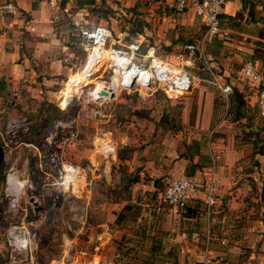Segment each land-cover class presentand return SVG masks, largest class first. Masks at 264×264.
<instances>
[{
    "label": "rangeland",
    "instance_id": "374dc122",
    "mask_svg": "<svg viewBox=\"0 0 264 264\" xmlns=\"http://www.w3.org/2000/svg\"><path fill=\"white\" fill-rule=\"evenodd\" d=\"M83 8L80 21L85 20V23L81 27L104 24L111 29L114 39L118 34H125L123 44L138 37L136 33H146L144 37L149 44L155 43L153 38L157 39V54L163 59L175 62L177 54L189 56L191 63L186 69L193 76V85L202 84L215 94L211 119L205 126L201 124L207 97L205 92L201 96L196 86L178 99H167L155 88L141 93L135 89L123 90L107 104L90 103L84 94L73 97L64 108L59 99L54 107L60 112L51 122L48 118L53 104L41 105V101L31 98L17 103L16 97H9V101L0 94V147L3 148L0 212L5 203L2 199L5 175L13 167L17 179L20 176L27 182L19 203L27 208V220L32 222L30 230L37 233L33 249L39 264H199L207 236L210 237L208 248L214 252L212 262L222 264L216 259L223 256L228 264H253L255 259L248 258L250 251L260 252L262 242L255 241L258 245L251 250L249 242L239 235V232L243 234L244 206H247L250 193L241 191L236 196L229 192L247 183L252 188L250 192L256 193V182L249 174L256 173L260 179L264 175V117L258 115L254 99L250 97L254 90H251L246 98L248 110L242 118L233 120V114L229 112L230 97L223 99L212 86L206 63L223 75L227 58L233 56V51L237 53L239 56L232 61L236 71L224 75V79L227 82L231 79L234 86L242 88L245 84L238 72L243 54L247 53L238 46L260 42L252 58L260 57L259 66L264 73V39L250 37L260 36L264 27L259 29L236 16L237 25L229 28V23L221 20V33L232 30L231 33L220 39L213 37L202 47L198 46L203 52L200 55L197 51H188L187 47L196 44L205 33L199 21L189 26L176 25L170 29L174 31L170 38H167L168 33L164 37L169 40L164 44L163 39L158 40L157 27L150 30L151 34L140 28L145 22L138 21L137 14L130 11L131 6L121 7L107 0L101 5L96 0L93 5ZM136 16L138 20L134 18ZM66 20L62 23L67 31L70 23ZM261 20L264 22V18ZM133 22L139 23L135 27ZM243 33L250 36L245 38ZM68 38L71 41L70 36ZM212 41V46H208ZM71 45L72 70L65 78L62 90L70 78V88L81 82L87 83L85 89H92L94 83L101 80L97 77L101 71L89 77L82 74L89 44L85 38ZM142 46L144 52L150 45ZM219 119L224 121L219 123ZM17 121V131L10 136L6 124ZM59 121L65 124L64 127H54ZM69 131L74 132V137ZM50 136L52 142L55 138L65 139V144L71 139L72 147L63 149L70 160L63 162L88 168L86 182L79 192L66 196L53 186L62 159L51 161L43 156L39 160L40 156H37L36 160L31 146L19 144L29 139L36 144ZM53 144L47 147V152H57L58 147ZM113 145L114 156L110 153ZM209 145L211 152L220 156L216 162L217 175L218 167L226 160L228 146L241 153L231 166L234 174L231 189L224 182L217 187L220 203L212 214L213 220L207 224L202 204H196L190 213H181L169 206L158 209V190L173 177H189L194 168L191 160L199 168L192 176L207 167ZM259 149L263 154L255 153ZM180 160L182 164L178 163ZM107 175L110 176L108 181ZM30 198L42 206L38 213L34 212ZM16 217H22L20 211ZM6 229L7 224L0 217V264H8ZM232 233H238V237L232 238ZM53 258L55 261H51Z\"/></svg>",
    "mask_w": 264,
    "mask_h": 264
},
{
    "label": "built area",
    "instance_id": "2783aa9c",
    "mask_svg": "<svg viewBox=\"0 0 264 264\" xmlns=\"http://www.w3.org/2000/svg\"><path fill=\"white\" fill-rule=\"evenodd\" d=\"M153 1L177 13L192 9L194 15L205 26V33L200 41L201 47L205 40L216 35L228 34L226 30L221 33V15L224 14L226 0ZM50 4H54V1L51 0ZM4 12H15V4L12 0L0 2V14ZM77 32L81 39L86 38L89 44L82 74L89 77L94 72L101 71V74L97 76L101 80L94 83L92 89H85L87 83L80 84V82L66 98L64 108L71 103L73 97L78 98L84 94L90 103L107 104L115 100L118 93L123 90L135 89L141 93L143 90L150 91L155 88V90L159 89L167 99H178L193 88V76L186 69L191 63L189 56L184 57L182 54H177L175 56L176 61L170 62L157 54L155 45L147 46L142 52L141 44L136 41H131L128 44L122 43L125 34H118L114 39L111 29L104 24L81 27ZM187 47L191 48V46ZM94 52L93 65L87 69ZM208 69L210 70L209 66ZM210 73V83L227 100L231 92V85L225 81L222 74L214 73L211 70ZM239 78L246 83L250 91L254 90L258 114L264 117V73L259 70L251 57L243 58ZM103 91L104 94H102ZM96 113L99 112L96 111ZM18 126V121L7 122L6 132H11L10 136H12V132H16L15 128ZM69 134L74 137L73 131H69ZM51 139L52 136H50L49 143L52 142ZM9 141H11L10 138ZM106 144L111 145L110 142ZM110 153L115 155L114 145ZM39 156L40 158L45 156L51 161L58 160L59 157L56 152H47V150L44 155ZM216 158L210 151V165L203 171L201 177L181 176L169 179L156 195L158 209L169 206V208L184 213L190 200L199 199L205 204V215L207 224H209L213 220L212 210L217 203L215 194ZM12 171L13 167H10L5 175V187L2 194L5 203L0 212V217L7 224L5 238L8 249V264H39L33 249L37 233L30 230L29 226L32 225V222L27 220V208L20 206L19 203L20 197L25 192L27 182L18 176L23 183L22 189L19 192L17 189V191L13 189L10 177L15 173ZM87 171L88 168L82 165L61 162L57 169V180L53 186L66 196L70 193L79 192L86 182ZM75 188L77 189L75 190ZM18 211L22 214L20 219L16 217ZM209 240L210 237L207 236L206 246L202 252L204 264L212 263L209 256ZM216 260L222 264H228L223 256H218Z\"/></svg>",
    "mask_w": 264,
    "mask_h": 264
},
{
    "label": "crops",
    "instance_id": "0c3cea01",
    "mask_svg": "<svg viewBox=\"0 0 264 264\" xmlns=\"http://www.w3.org/2000/svg\"><path fill=\"white\" fill-rule=\"evenodd\" d=\"M4 1L5 0H0V2ZM12 1L15 4V12H4L3 14H0V94L5 95L7 100L16 97V99H18L15 100L17 103L31 98L36 101H46L55 105L60 99L59 104L62 107L65 105L66 98L70 95L69 92L72 91L69 84L71 83V78L68 79L67 86L64 91L62 90V86L65 78L69 76L72 70L71 61L69 60L72 54L71 43L73 42L68 38L69 33L72 30L66 31L65 28L67 27H64L65 25L62 21L67 19V22L69 21V23L75 25V31H77L81 28V26H83L81 24L85 23V20L82 22L80 21L82 18L81 15L84 14L83 11L85 9L82 7L78 8L76 0H52L54 1V4L52 5L50 4L51 0ZM107 1H114L116 5L121 7L131 6L132 9L130 11L135 12V14L139 17V20L137 16L134 18L138 21L142 20V23L145 22V25H141L140 28H143L146 32L151 34L152 32L150 30H155L157 27L158 31L156 33L160 37L158 40L161 41V39H163L162 41L164 44L169 43L167 38H170L171 34L174 33V31L170 29H173L176 25L189 26L193 25L195 21H199V19L194 15L192 9L183 13H177L171 9H167L162 4L153 0ZM226 1L225 10L223 12L224 14L230 16L236 15L239 19H243V21H247L252 26L259 29L264 27V22L261 20L264 18V0ZM135 24H137V22H135ZM226 31L227 33H231L232 30ZM249 31L251 30L249 29ZM167 33L168 37L164 39ZM136 34L138 37H134L135 39L132 41L140 43L141 46L156 45L155 43H158L157 39L153 38L155 43L149 44V40L144 37L146 33H144V35H142L143 33ZM248 36L250 35L243 33V37L246 38ZM220 37H222L221 34ZM250 37L253 40H261V38L256 35H252ZM230 39L232 40V38ZM256 45L257 44L248 42L243 44V46H238V49H244L247 53V55L243 54L244 57L248 56L252 59L255 50L259 47ZM232 53L233 56H229L224 63L225 70L223 76L236 71L237 67H234L235 64L232 61L239 55L234 53V51ZM254 62L262 72L260 67L261 62L257 58L254 59ZM228 82H230L233 86L235 85L231 79L228 80ZM195 86L197 87V91L201 93V96L205 92L207 97V103L201 118V124L205 126L210 121L213 114L215 94L212 89L204 87L202 84H194L193 87ZM247 90L250 92L249 88H247ZM250 97L254 99V104H256L254 93L253 96L250 95ZM24 101L22 103H24ZM61 109L64 110V108ZM222 121H224V119H219L218 122L220 123ZM64 125L65 124L63 122L59 121L54 125V127L62 128ZM49 140L50 137H45L42 139L43 142L41 141L35 144L32 142V139H29L28 141L20 142L19 144L31 146L37 160V156L39 157V155H44L47 147L54 142L53 145L58 147L56 152L59 156L58 159H62L61 162L69 161L70 156H68V158L65 157L64 150H68L66 147H72V142L69 143L71 139L66 140L68 141L67 144L63 142L65 140H63V138L59 140L55 138L52 143H49ZM210 151H212V148L209 152ZM88 155L90 156V153ZM213 155L217 157V162V159H219L220 156L218 154ZM240 156L241 153L239 151H236L228 146L226 151V160L218 167V175L216 164L215 194L217 197V203L213 207V213L215 212L217 204L220 203L218 200L219 193L217 187L224 182L228 183L227 188L231 189V184L234 179V174L231 172V166L233 161H236V159ZM39 160H41V158H39ZM259 160L262 161V158H259ZM178 163L182 164V161L180 160ZM209 165L210 162L207 167ZM207 167H204L202 171H198L199 174L194 176L201 177L203 171L207 169ZM255 174L256 173L249 174V176L253 177L256 182L255 194L250 192L252 188L247 183H244L242 188L237 187L229 193H233V195L236 196H238L241 191H244L246 194L250 193L247 206H244L243 234L239 232V235H242L243 241L246 240L245 242H249L248 247L251 250L255 249L258 245L255 241L262 242L259 247L260 252L255 253L254 250L250 251L248 258L250 260L255 259L253 264H264V175L263 178L260 179ZM231 235H234L232 238H235L236 236L238 237V233H232ZM212 255H214V252L209 249V256L213 257ZM199 257L200 260H198V263L204 264L202 252ZM51 261H55V259L53 258ZM210 264L217 263L212 262Z\"/></svg>",
    "mask_w": 264,
    "mask_h": 264
},
{
    "label": "trees",
    "instance_id": "16d2710c",
    "mask_svg": "<svg viewBox=\"0 0 264 264\" xmlns=\"http://www.w3.org/2000/svg\"><path fill=\"white\" fill-rule=\"evenodd\" d=\"M95 1L96 0H83V1H77L76 3H77V7L78 8H81V7L83 8L85 5H93L95 3ZM99 1H100V4L101 5H105V3H106V0H99ZM221 20H225L227 23H229V28L237 25V23L235 22L236 21V15L235 16H230V15L222 14L221 15ZM137 23H139V22H137ZM70 24H69V27H70V30H72V31L69 33V36H70L71 41L74 42V41L78 40L79 42H82V39H81L80 35L78 34L77 31H75V28L76 27L74 25H72V24L70 26ZM132 25L135 26V27L137 26L134 22H133ZM204 28H205V26H204ZM259 35H260L259 37H261V39L262 38L264 39V31H262ZM214 37H217V38L220 39V38H223V35H222V37H220L219 35H216ZM201 38L197 41L196 44L195 43L188 44L187 46H191V48H188V51L189 50H191V51H197L198 53H200V55L203 54L202 50H199V48H198V46H200ZM212 38H210L209 40H205L204 41V45L206 43H208L209 41H211ZM213 41L210 44H207V45L208 46H212ZM259 43H260L259 41L256 42V44H259ZM254 58L255 57H253L252 59L254 60ZM259 58L260 57H257V59H259ZM207 63H206V70L208 71V75H209V78L210 79H211L210 70L212 72H215L217 74H220L219 72H216V70L213 68V66L207 65ZM208 66H209L210 70L208 69ZM227 83L230 84V82H227ZM244 84H246V83H244ZM212 86L218 91L219 95L223 98V96L220 94L219 90L214 85H212ZM246 88H247V85H244L242 88H240L239 86H233V85H231V92L229 93L228 96L230 97L229 112H230V114L231 113L233 114V120H238V119L242 118L244 116V113L248 110V105L246 103V98H247V95L249 96V93H248V90ZM46 104H47L46 101H42L41 102V105H46ZM54 106L55 105L52 106L53 109H52L51 117L48 118V121L50 120V122L57 116L58 112H60V110L57 107H54ZM255 106H256V110L258 112L257 105L255 104ZM255 153L256 154H263V152H262L261 149H259ZM2 164H3V161H0V169L2 167ZM191 165L194 166V168H193V171H191L190 174H188L190 176H192L197 170H199L198 166H196L197 165L196 162H193L191 160ZM196 204L197 205L198 204H202L203 205V208H205V204L201 200H199V199H192V200H190L187 203L186 211L184 213H187V212L190 213V212L194 211L193 209L196 208V206H195ZM204 211H205V209H204ZM120 213H119V215H120Z\"/></svg>",
    "mask_w": 264,
    "mask_h": 264
},
{
    "label": "bare ground",
    "instance_id": "6f19581e",
    "mask_svg": "<svg viewBox=\"0 0 264 264\" xmlns=\"http://www.w3.org/2000/svg\"><path fill=\"white\" fill-rule=\"evenodd\" d=\"M94 54H95V52L93 53V55H92V57L90 59L91 62L89 64L88 68H90L93 65V62L95 60V55ZM74 88H75V86L71 85V90H72L71 93L73 92ZM10 182H11L12 188L15 189V190L17 189L18 192L22 189L23 183L20 181V179H17V175L16 174H14L13 176L10 177Z\"/></svg>",
    "mask_w": 264,
    "mask_h": 264
},
{
    "label": "water",
    "instance_id": "95a60500",
    "mask_svg": "<svg viewBox=\"0 0 264 264\" xmlns=\"http://www.w3.org/2000/svg\"><path fill=\"white\" fill-rule=\"evenodd\" d=\"M104 93H105V92L103 91L102 94H104ZM2 160H3V148L0 147V161H2ZM105 179H106V181H108V180L110 179V176L107 175V176L105 177ZM29 201L31 202V204H32V206H33V210H34L35 213H38V212L42 209V206L39 205V202H38L36 199H34V198H30Z\"/></svg>",
    "mask_w": 264,
    "mask_h": 264
}]
</instances>
